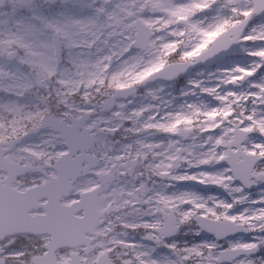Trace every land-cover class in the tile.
Returning <instances> with one entry per match:
<instances>
[{"label": "snow or ice", "instance_id": "snow-or-ice-1", "mask_svg": "<svg viewBox=\"0 0 264 264\" xmlns=\"http://www.w3.org/2000/svg\"><path fill=\"white\" fill-rule=\"evenodd\" d=\"M0 264H264V0H0Z\"/></svg>", "mask_w": 264, "mask_h": 264}]
</instances>
